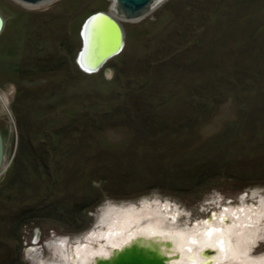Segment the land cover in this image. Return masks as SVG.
I'll use <instances>...</instances> for the list:
<instances>
[{
	"label": "rangeland",
	"instance_id": "374dc122",
	"mask_svg": "<svg viewBox=\"0 0 264 264\" xmlns=\"http://www.w3.org/2000/svg\"><path fill=\"white\" fill-rule=\"evenodd\" d=\"M219 1L223 5L219 9L220 14H226L230 5L236 2L167 0L140 21L121 19L125 36L122 51L98 72L86 73L76 63L81 46V25L93 13L110 11L114 0H49L37 7L15 0H0L3 21L0 32V96L11 115L10 119L0 101V132L7 165L0 176V219L4 220L8 212L14 213L27 203L26 199L39 189L41 194L49 191L54 195L48 202L68 206L62 215L53 212L49 217H38L23 225L17 233V241L11 237L14 235L13 226L0 224V258H3L0 264L6 263V257L15 264H72L65 262V254L71 257L79 246L99 248L104 245L102 239L96 240L91 236L105 230L103 220L107 219L109 208L142 216L131 227L133 232L159 219L160 227L170 233L167 242H171V238L176 239L178 234L198 235L210 225L221 227L223 233V229L234 227L231 243L234 244L237 238L244 242L241 248L246 257L243 255L239 259L243 257L241 260L250 261L249 264L264 261V100L263 97L255 98L250 89L254 88V94L263 92L257 91V86L233 84L230 90L233 94L225 96V93H216L207 85V93H202L201 105L196 107L189 94L200 84L207 83L209 78L201 73H192L182 80L184 75L180 67L195 58L191 53L185 62L176 57L188 46L190 50L198 51L195 54L208 49L215 37L214 29H206L207 23L199 21L207 17L208 9ZM262 1L258 0L259 5L264 3ZM254 23L255 26H264V9L257 10ZM257 33V52L262 58L264 30L258 29ZM195 35L200 36L201 44L192 47L190 44L178 50V45ZM165 57L170 58L165 60ZM47 58H55L64 70L44 80H36L40 75H23L25 68L41 65V60ZM171 59L177 61L170 62ZM22 78L27 81L23 82ZM206 96L212 100L208 107L202 105ZM146 97L150 102L141 101L140 98L144 100ZM125 108L131 119L121 113L118 123L122 127H108L107 122H103L104 113ZM13 111L18 114H13ZM95 117L98 120L93 124L91 121ZM75 123L86 127L82 140L65 142L63 150L72 156V163L67 167L69 178L62 176L56 189L53 182L47 183V179L38 174L28 178L29 167L34 162L30 156L23 155L16 165V181L19 185H29L30 190L21 196L18 194L20 188L11 191L9 185L5 187L15 156L21 148V137L24 144H28V140L36 138L38 131L48 135L60 126L73 127ZM227 126L238 134V139L230 137L224 143L220 136L229 132V129L225 131ZM42 138H36L34 149H39L38 142ZM44 139L47 144L51 141L47 137ZM154 142L161 147L160 153H167L169 149L168 158L176 159L175 151H183V148L191 150L192 155L189 156L192 158H200L206 152L207 160H211V178L193 179L197 172H189L192 166L187 167L186 173L178 168L172 171L153 169L155 174L145 171L146 166L140 163L143 158H150L146 152ZM218 143H224V147L211 152ZM135 144H139L138 156L125 157L126 152L122 151ZM204 146L206 151H203ZM114 159L127 161L129 168L126 171L130 170L132 176L126 178L125 183L112 178L102 179L109 172L118 177L124 172V169L116 171L114 165L117 161ZM87 160H90L89 164ZM166 164L172 166L169 161ZM142 165L143 168H136ZM53 169L50 157V172ZM94 193L99 199L94 197ZM92 197L96 198V205L80 213L78 206L85 199L92 203ZM73 205H77V209H73ZM220 215H225L223 222L219 221ZM62 241L65 242L64 247H61ZM20 253L21 262L18 261ZM178 259L173 258L170 262L179 264L176 262ZM217 263L242 264L228 258L219 259Z\"/></svg>",
	"mask_w": 264,
	"mask_h": 264
},
{
	"label": "trees",
	"instance_id": "16d2710c",
	"mask_svg": "<svg viewBox=\"0 0 264 264\" xmlns=\"http://www.w3.org/2000/svg\"><path fill=\"white\" fill-rule=\"evenodd\" d=\"M223 1L226 2V0ZM262 2H264V0ZM219 3L220 1L218 2V4ZM218 4L213 3L211 9L210 8L208 9L209 11L208 16L204 17L202 20L199 21L200 23L203 22L207 23L206 29H210V28L214 29L215 37L214 40L211 42L210 46L208 47V49L207 50L201 49L200 54H195V52H198L195 51L196 49L190 50V48H188L189 46L186 47L187 45L190 44L191 47L198 46V44H201L202 40L199 35H195L194 37L187 39L186 41L178 45V50H181L180 49L181 47L182 49L185 47L186 48L178 53L179 55L176 56L177 60L185 62L184 59L186 60L189 59V57L187 56L188 53H191L192 57L195 58L188 65L180 67V72L182 75H184L182 80L185 78L186 75L192 73L195 74L201 73L202 75L208 76L209 78L207 83L200 84L201 86L192 90V93L189 94L190 99H192L191 102L195 104L196 107L198 105H201L199 102L202 99L201 98V96H203L202 93L203 92L207 93L206 91L207 85H210L208 87L213 89V91H215L216 93L217 92L221 94L225 93V96H227L228 93L233 94V91L232 92L230 91L232 89L233 84H237V86L241 85L244 87L249 86L251 88L257 86L258 89L257 91L261 90L263 94L262 93L254 94V90H253L254 88L250 89V91L252 92V95H254L255 98L261 99L263 97L264 100V55L262 56V58L258 56L257 44H256L257 41L256 34H258L257 30L258 29L264 30V26H255L256 23H254L255 14L257 10L264 9V3L259 5L258 0H236V2L233 5H230L231 9L228 8L226 14H220L219 12V9L221 8V6H223L222 1L221 4L219 5ZM260 38H262L261 35ZM242 42L245 43L244 45L241 46L240 44ZM192 57H190V59ZM168 58L170 57H165V60H167ZM175 59H171L170 62L177 61ZM223 59L225 60L224 62ZM41 62H42L41 65L37 64L25 68L23 71L24 72L23 75L25 76L27 74L29 75V77H31L32 75H40L39 77L36 78V80H44L46 79V77H52V75L58 73L59 71L64 70L62 68L63 65L59 63V61L55 60V58H52L50 60L47 58L45 61L41 60ZM219 62H221L222 64ZM233 65L235 66L233 67ZM231 69L233 70V72ZM154 73L156 74L155 71ZM252 78L253 81L251 80ZM22 81L26 82L27 80L25 78H22ZM140 99L141 101H144L146 103L150 102L149 97H146V99L144 100L143 98ZM210 99L211 97L209 98V96H206V99L203 97L204 103L202 105L205 104V106L208 107L210 104H212V100ZM182 102L185 101L182 100ZM12 113L13 114L15 113L16 115L18 114L16 111H13ZM121 113L124 115V117L126 116V118L131 119V117H129L130 112L125 108L121 111L104 113V115L102 116V120L103 122H107L106 125L108 127L120 128L123 126L120 123H118L119 121L118 116ZM143 115L144 113H141V116ZM97 120L98 119L95 117L91 122L94 124V122H96ZM73 125H74L73 127L72 126L70 127L68 125L60 126L56 130H52L51 132H49L48 135H45V133H41L40 131H38L37 135H35L36 138L43 137L42 140L38 142L39 149H34V142L37 140L36 138L30 139L28 140V144L27 143L24 144L23 137H21L20 139L21 148L18 150L15 156L13 162V168L11 169L10 174L8 175L9 178L6 179L4 183L6 184L5 187L6 188L11 187L10 188L11 191H16L18 190L17 188H20L19 190L21 191L18 190L19 192L18 194H20L21 196H24L27 193V191L30 190L29 185L27 186L25 183L19 185L16 181L18 175L16 171V165H18V162H20V159H22L23 155L26 157L30 156L34 162L33 166L29 167L28 178H30L31 176H35V174H38L39 177L47 179L46 180L47 183L53 182L55 184L54 185L55 189L58 187L57 184L62 176H64L65 178L66 177L69 178L67 167L69 166V164L72 163L70 161V157L72 158V156L69 155V152H64L63 149L67 144L65 142L67 141L78 142L82 140V134L84 133L83 129L84 127H86L83 124L75 123ZM227 129H229V132L222 133V135L220 136L221 139L225 140L224 143H226L227 139H231L230 137H232V139L233 137L234 138L238 137V134L233 129L231 131L230 126H227L225 131ZM233 131L235 132L234 134ZM174 135L175 134H173V136ZM46 137L51 139L49 144H47L44 139ZM52 138H54L55 140H53ZM224 143H218L217 146L211 150V152L220 151L221 150L220 148L224 147ZM140 145L143 146L145 145V143H140ZM149 147L152 148L150 150H147L146 153H148V156L150 158H148L147 160L146 158H143V161L140 164L146 166L144 169H147L145 171H149L150 174H155L156 172H152V171L153 169L157 170L158 168H160L162 171H167V170L172 171V169L178 168L181 172L186 173L188 172L187 167L192 166L189 172L192 173L191 170L197 172V173L194 172L195 175L197 176L193 177V179L201 180L204 178H211V176H209L211 174L210 173L211 171H209L210 168L209 165L211 163L210 162L211 160H207L206 152H204L203 155H200V158L199 157L192 158L191 156H189L192 155L191 150H188L187 148H183L184 149L183 151H179V150L175 151L176 152L175 154L176 159H175V157L168 158L167 153L169 152V149L167 150V153L166 152L164 154L163 152L160 153L161 147L157 145L155 142L154 144L152 143V145ZM76 148L79 149L80 145L77 144ZM141 150L144 151L143 149ZM206 150L207 147L204 146L203 151ZM122 152H126L124 153L125 157L131 158V156H133V158H135L136 156H138V152H140L139 144L138 145L135 144L133 146L130 145L128 146V148H125ZM211 155L212 153L210 154V156ZM185 156H189V157L185 159L184 158ZM50 157L52 158V165L54 168L53 171L51 172L49 170ZM183 159L185 160L182 161ZM201 159H204L205 161L201 162ZM125 160H117V159L115 160L117 161V163L114 165V167H116V171H120V169H124V172L119 177L117 176V174L113 172L112 173L109 172L107 175L104 174V176H102V179L105 180L108 178L109 179L112 178L116 182H124L126 178L130 179L132 173L130 172V170L128 172L126 171V169H128L129 166L127 165V161ZM167 161H169V163L172 166L166 164ZM89 162L90 160H87V164H89ZM113 163L115 162H112V164ZM143 165L141 167H136V168H143ZM200 168L202 170H200ZM136 171H134L135 174H137ZM133 181L135 180L133 179ZM4 189H1V191ZM41 191L42 190L39 189L31 197H28L26 199L27 203L22 205L19 209H16L14 213L8 212L4 220L0 219V224L13 226L14 235L11 237L16 241L19 239L17 233L19 232V230L22 228L23 225L31 222L32 220H35L38 217H49V215L52 214L53 212L55 213L57 212L58 215H62L68 209V206L66 204L48 202L50 199L54 197V195H52L49 191H45L43 192V194H41L42 193ZM94 195H96L94 197L99 199V196L96 193H94ZM94 197H92L93 199L92 203H88L87 201L89 200L85 199L86 201L82 205L78 206L80 213H83L84 210L94 207L96 205L95 204L96 198ZM22 202L24 201L22 200ZM76 207L77 205H73V209H75ZM61 219L62 221H65L64 218ZM68 221L69 220H67L66 222ZM6 258L7 260L5 264H15L13 261H10V257H6ZM2 260L3 258L2 259L0 258V262ZM18 261L20 262L22 261L21 253L18 256Z\"/></svg>",
	"mask_w": 264,
	"mask_h": 264
},
{
	"label": "bare ground",
	"instance_id": "6f19581e",
	"mask_svg": "<svg viewBox=\"0 0 264 264\" xmlns=\"http://www.w3.org/2000/svg\"><path fill=\"white\" fill-rule=\"evenodd\" d=\"M166 1L155 0L153 5H151V11L157 9ZM113 5L111 6V11ZM0 101L3 106H7L1 96ZM106 212L107 219L103 220V224L106 225L105 230L91 236L96 240L102 239L104 245L99 248L79 246L71 257L68 254L64 255L65 262H71L72 264H111L120 259H129L132 256H137L144 260L162 259L170 264H173L170 261L177 257L179 259L176 262L179 264H218L217 261L219 259L226 258L234 259L242 264L250 263V261L246 263L245 260H241L243 257L239 259L240 256L244 255L243 247L241 248V243L244 242L238 241V238L237 240L233 239L235 241L234 244L230 241V236L235 231L232 232V228L234 227H227L226 230L223 229V233L221 227L215 226V228L210 225L198 235L193 233L178 234L176 239L171 238L169 241H172L167 242L166 240L170 237V233L160 227L161 223L159 219H155L154 222H149L145 227L140 228L139 231L133 232L131 227L134 223L139 222L142 216L132 211L119 213L113 208H109ZM224 217L225 215H222L219 221L223 222ZM237 235L235 234L236 237H238ZM64 243L62 241L61 247H64ZM193 249H196V251H193ZM172 254H175V256ZM244 257L246 256L244 255ZM251 264H264V261Z\"/></svg>",
	"mask_w": 264,
	"mask_h": 264
},
{
	"label": "water",
	"instance_id": "95a60500",
	"mask_svg": "<svg viewBox=\"0 0 264 264\" xmlns=\"http://www.w3.org/2000/svg\"><path fill=\"white\" fill-rule=\"evenodd\" d=\"M23 5L37 7L49 0H15ZM155 0H114L113 8L108 12H96L88 16L81 25L80 50L76 57L79 68L86 73H95L110 59L118 55L124 46V31L120 20L140 21L151 11ZM3 21L0 17V32ZM8 117L11 115L3 106ZM5 145L0 132V176L6 171ZM106 264V263H101ZM111 264H168L162 259L144 260L132 256Z\"/></svg>",
	"mask_w": 264,
	"mask_h": 264
}]
</instances>
